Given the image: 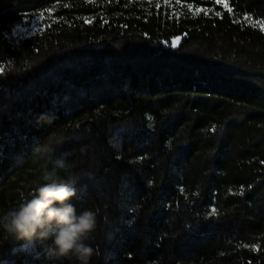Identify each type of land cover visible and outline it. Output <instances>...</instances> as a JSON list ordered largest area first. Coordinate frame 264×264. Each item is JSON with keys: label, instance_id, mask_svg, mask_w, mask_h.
I'll return each instance as SVG.
<instances>
[{"label": "trees", "instance_id": "16d2710c", "mask_svg": "<svg viewBox=\"0 0 264 264\" xmlns=\"http://www.w3.org/2000/svg\"><path fill=\"white\" fill-rule=\"evenodd\" d=\"M262 25L264 0H0V217L54 172L97 213L90 264H264ZM0 264L78 262L0 228Z\"/></svg>", "mask_w": 264, "mask_h": 264}, {"label": "clouds", "instance_id": "9594fccd", "mask_svg": "<svg viewBox=\"0 0 264 264\" xmlns=\"http://www.w3.org/2000/svg\"><path fill=\"white\" fill-rule=\"evenodd\" d=\"M42 179L44 183L23 197L19 207L0 217V228L19 239L51 240L57 256L90 264L94 248L87 241L96 229V211L77 210L70 202L76 188L66 179L54 172Z\"/></svg>", "mask_w": 264, "mask_h": 264}, {"label": "snow or ice", "instance_id": "6c2138e0", "mask_svg": "<svg viewBox=\"0 0 264 264\" xmlns=\"http://www.w3.org/2000/svg\"><path fill=\"white\" fill-rule=\"evenodd\" d=\"M165 2L167 3V0H165ZM176 2H177V3H179V2H180V0H176ZM213 2H214V3H220V2H221V0H213ZM188 7H189V9H191V7H192V6H191V5H189ZM201 10H202V9H197V10H196V12H199V11H201ZM203 11L205 12V14H207V12H208V10H206V9H205V10H203ZM194 14H195V13H194ZM216 15H217V16H219V15H220V13H219V12H217V13H216ZM40 16L42 17V16H43V13H41V14H40ZM211 212H212V214H215V212H216V209H215V208H213V209L211 210ZM253 247H254V250H258V249H255V246H253Z\"/></svg>", "mask_w": 264, "mask_h": 264}, {"label": "rangeland", "instance_id": "374dc122", "mask_svg": "<svg viewBox=\"0 0 264 264\" xmlns=\"http://www.w3.org/2000/svg\"><path fill=\"white\" fill-rule=\"evenodd\" d=\"M262 28L264 29L263 25H262ZM178 43H179V38H176V39L173 40L172 46L175 47V46L178 45Z\"/></svg>", "mask_w": 264, "mask_h": 264}]
</instances>
